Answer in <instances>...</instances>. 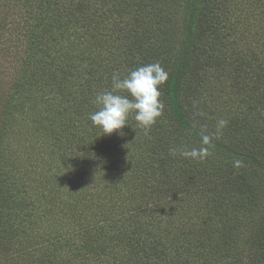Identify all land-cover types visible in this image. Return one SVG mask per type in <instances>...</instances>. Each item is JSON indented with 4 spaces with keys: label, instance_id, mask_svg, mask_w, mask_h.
Returning <instances> with one entry per match:
<instances>
[{
    "label": "trees",
    "instance_id": "1",
    "mask_svg": "<svg viewBox=\"0 0 264 264\" xmlns=\"http://www.w3.org/2000/svg\"><path fill=\"white\" fill-rule=\"evenodd\" d=\"M168 1L0 0V73L11 74L15 92L2 107L0 131L16 110L20 114L19 110L26 109L32 117H41L40 100L46 101V90L59 93L63 102L57 103L59 113L77 107L78 97L82 94L85 99L88 89L110 83V91L112 78H103L100 63L104 49L115 65L111 75L118 72L121 79L134 69L159 62L169 74L160 86L165 109L147 132L134 119V112L120 129L121 139L115 138L119 130L105 134L90 116L82 118V124L77 120L61 122L60 129L57 120H52L50 128L58 136L63 129L66 134L68 129L73 131L67 138L78 145L73 154L76 159L82 156L87 160L90 155L99 159L92 170L101 172L97 184L106 188V196L114 193L130 207L121 227V220L112 214L100 213L99 208L91 211L93 226L114 229L107 238L114 249L126 250V264H264V52L248 60L243 65L246 69L236 71L253 83H244L252 86L249 91L239 88L245 95L241 100L232 96L233 92L228 99H221L213 89L203 100L195 97L208 71L224 69L219 62L221 53H232L229 46L236 48L248 38L243 28H237L232 10L243 14L255 11L264 0H181L178 34L171 27L174 7ZM80 26L93 36L101 29L103 35L98 42L102 50L96 48L85 58L77 55L88 68L73 51L80 45L72 47L86 36L77 32ZM243 60L238 57L239 62ZM119 94L131 99L126 90ZM220 119L228 125L214 139L215 147L205 160L170 154V148L201 147V131L214 133ZM236 160L241 161L239 168L234 167ZM12 178L15 180L0 159V206L4 207L0 209V222L4 221L0 224V257L9 248V236L14 232L20 236L19 230L6 224L17 212L14 195L24 191L18 183L7 186ZM52 186L55 194L50 200L58 197L54 182ZM102 188L100 192L85 190L84 196L91 200L88 207L95 198H103ZM150 196L156 198L151 204L153 211L146 204ZM45 199L43 193L37 202ZM199 208L207 213L191 216ZM56 211L63 220H80L86 212L77 201L60 207L56 204ZM142 213L154 218L142 221ZM100 244L109 243L103 239ZM22 257L27 264H44L37 257ZM12 263L19 264L18 260Z\"/></svg>",
    "mask_w": 264,
    "mask_h": 264
},
{
    "label": "rangeland",
    "instance_id": "2",
    "mask_svg": "<svg viewBox=\"0 0 264 264\" xmlns=\"http://www.w3.org/2000/svg\"><path fill=\"white\" fill-rule=\"evenodd\" d=\"M179 1L181 0L168 1V5L174 7L172 16L175 22L171 27L172 30L177 31V34L180 31V23L176 22L181 14V7L178 6ZM243 2L246 1L243 0ZM231 16L236 20L237 28H243L244 34H248V38L246 40L245 37L236 48L229 46L232 53L226 54L224 51L221 53L222 58L227 59L228 63L222 58L220 60L218 58L217 61L219 60L221 66L225 65L224 69L215 72L212 70L206 73L205 83L201 84L200 82L198 84L200 91H195V97H202L201 100H203V97L209 96V92L214 90L221 99H228L231 92H233L232 96L239 101L245 97L240 89L248 88L244 83L253 85L244 78V74L237 75L236 71L246 69L243 65L248 60H253L255 57L260 56L261 51L264 52V5H258L255 11L251 9L247 12L245 10V14L232 10ZM77 32L86 36L81 37L82 40L72 46L76 48L77 45H80L73 50L76 56L81 53L85 58L96 48L102 50V45L98 43L103 36L100 33L101 29L98 33H95V36L88 33L84 26L77 27ZM73 38H75V41L78 40L76 37ZM122 38L126 39V36L123 35ZM93 43H97V45ZM226 48L227 45L223 50ZM105 50L100 56L101 69L104 70L103 78L111 80L112 67H115V65L110 62ZM238 57L244 59L242 63L238 61ZM78 59L82 66L90 67L85 64L86 61H82L79 57ZM228 65L232 68H228ZM195 83L197 84V82ZM201 85L203 86L201 87ZM109 88L110 83L108 86L105 85L104 88L96 86V88L86 90L85 99L81 94L78 97L80 100L77 101V107L70 106L64 113L56 111L58 108L57 103L62 102L59 93L57 95L52 89L46 90V101L40 100L43 103L41 110L39 109L42 113L41 117L38 119L32 117L31 113L25 112L26 109L24 108V110H19L22 111L20 114L16 110L14 117H10L4 130L0 131V159L4 161L6 170L15 177V180L12 178L7 186H17L18 183L25 191L19 195L18 193L14 195V211L17 212L14 213L11 210L12 214L14 213L12 219L6 221L7 227L10 225L12 229L20 231V236L16 232H14V235L9 236V248L0 257V264H14L12 263L13 260H18L19 264H27L22 255L28 258L37 257L44 264H126V250L121 253L120 248L114 249V244H112V241L109 242L107 238L112 235L114 229L93 226L94 212L91 213V211L99 208L100 213L112 214V216L121 220L118 225L121 227L123 220L131 212L128 211L130 207L126 205L125 200L121 202V198L114 196V193L111 196H106V188L103 189L104 187L102 188L100 183L97 184L101 172H93L92 167L95 169L96 162L99 159L93 155L86 156L87 160H83L82 156L78 159L73 156L78 150V145L71 144L72 142H69L67 138V135L70 138L72 137L73 131L68 129L66 134L63 129L58 136L57 131L50 128L56 120L60 129L62 127L61 122L77 120L79 123L82 118L85 119L91 113L98 111L100 106L95 103L96 94L101 90L108 91ZM249 88L247 91H249ZM12 91H14V86L11 74L6 73V71H4V74L0 73V114L3 110L2 107L6 105L5 101L9 94L15 93ZM22 96L23 100L26 101V105L30 106L27 97L24 94ZM12 100L14 101V99ZM81 103L84 106L78 107ZM52 120L55 121L52 122ZM75 127L80 129V126ZM121 133L122 130H119L115 134V138H123ZM53 182L56 185L58 197L50 200L51 195L55 194L51 191ZM81 185L87 187L83 188ZM101 188L103 189L101 192L103 198L101 200L95 198L92 207H88L87 203L91 204V200L84 196L85 190L89 189L91 193L97 189L100 192ZM43 193L46 199L37 202ZM125 198H128V196L125 195ZM155 200V196L146 199L149 211L154 210L151 204L156 203ZM74 201H77L78 205L86 210V212L81 213L83 218L80 220L74 217H69L66 220L59 218L56 204L60 207ZM18 202L20 203L17 204ZM2 208L4 209L3 206ZM2 208L0 206V209ZM69 211V213L77 215L72 210ZM168 211L172 212L170 209ZM206 213L205 208H199V210H194L191 216L194 214L203 216ZM151 218H154L152 214L142 213L140 219L149 221ZM128 221L130 223V220ZM2 223L4 221L0 222L1 225H3ZM103 239L109 244H100Z\"/></svg>",
    "mask_w": 264,
    "mask_h": 264
},
{
    "label": "clouds",
    "instance_id": "3",
    "mask_svg": "<svg viewBox=\"0 0 264 264\" xmlns=\"http://www.w3.org/2000/svg\"><path fill=\"white\" fill-rule=\"evenodd\" d=\"M168 78V72L159 62L134 69L123 79L118 72H114L112 89L96 94L95 103L100 107L98 111L90 114V120L94 125L100 126L105 134H112L123 129L128 124L130 113L134 112V119L147 132L164 112L165 103L161 99L160 86ZM121 90H126L131 99L129 96L120 95ZM227 125V120H218L214 133L208 134L201 131V147L170 148V154L173 156L178 154L198 161L205 160L211 154V149L215 147L214 139L218 138ZM240 166L241 161H234V167L239 168Z\"/></svg>",
    "mask_w": 264,
    "mask_h": 264
}]
</instances>
